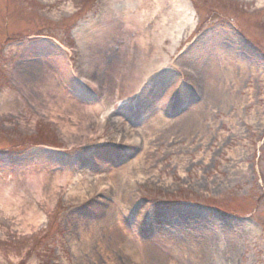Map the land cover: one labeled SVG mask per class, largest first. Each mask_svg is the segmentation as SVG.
I'll use <instances>...</instances> for the list:
<instances>
[{"label":"rangeland","instance_id":"rangeland-1","mask_svg":"<svg viewBox=\"0 0 264 264\" xmlns=\"http://www.w3.org/2000/svg\"><path fill=\"white\" fill-rule=\"evenodd\" d=\"M186 2L192 20L182 25V13V20L168 21L173 6L160 9L156 0H0V199L11 210L7 214L0 204V264H150L91 239L107 238L101 221L113 204L139 249L150 242L177 264H264V0H195L197 7ZM232 18L242 33L232 28ZM135 26L157 45L141 44ZM115 27L120 34L110 39ZM79 42L84 55L70 56L64 48ZM217 42L234 51V71L242 77L217 75L219 90L228 93L220 102L213 89L198 93L188 75L148 72L167 62L197 69L201 60H212L210 54L219 61ZM82 68L98 70L107 86L97 109L89 107L94 114L77 116L56 94L75 97L65 88L71 70ZM35 73L53 80L49 97ZM172 79L181 83L168 84ZM143 80L158 82L146 85L139 100L149 117L138 126L130 107ZM197 82L207 88L203 79ZM77 94L80 105L95 103L92 92ZM159 95L169 122L156 129L147 121L157 112ZM3 97L11 108H3ZM196 105L193 124L181 126L180 117ZM40 129L47 139L60 138L59 151L34 146ZM141 153L144 166H129ZM128 157L118 188L120 194L135 188L129 196L135 206L126 207L114 183L97 173ZM55 174L77 178L56 183ZM140 177L166 188L156 190ZM79 187L86 196L75 192ZM31 207L41 215L36 223L28 220Z\"/></svg>","mask_w":264,"mask_h":264},{"label":"bare ground","instance_id":"bare-ground-1","mask_svg":"<svg viewBox=\"0 0 264 264\" xmlns=\"http://www.w3.org/2000/svg\"><path fill=\"white\" fill-rule=\"evenodd\" d=\"M156 1H157L158 6L160 7V9L164 8L166 6V4L173 6V15L174 16L171 18L167 17L168 21L170 19H172V21L182 20V18H179L181 16V13L184 16V18L182 20L183 21L182 25L186 24V21L189 22L192 20V16L188 14L189 12H187V10H191V9L189 8V6L187 4L188 2H186V0H156ZM164 19H166V17ZM125 27H127V29H129V30H133V29H131L133 26L129 25L128 20L125 21ZM135 27H136L137 32H138L137 38L141 44H143L145 46H151V47H155L157 45V44H155V42L148 41V38L147 39L144 38L143 32H145V31L143 28H140L137 26H135ZM110 33L111 34L109 35V37L112 36L111 38H113L114 34H116V35L120 34V29L119 28L116 29V27H115L114 31L111 30ZM81 38H83V35H81ZM118 38L119 37H116V39H118ZM218 41H220V39H218ZM149 42L152 44H149ZM216 44H220V43L217 42ZM148 49H149V47H148ZM220 50L223 54V57L219 61H217V58L215 56L212 57V60L209 57V63H208L207 69H206V71H204V74H205L204 80H205V83L207 86V88H206L207 95L212 89L217 91L215 95L217 97L218 102L221 101V98L225 99L226 97H228L227 96L228 93H227V91H225L223 89L219 90L220 86L218 87V85H217V81H219V78H217V75L230 73L231 79L235 78V81L238 80L240 82H241V78H242L241 75H238V73L237 72L235 73V71H234V69L236 68V62H235L233 55L231 54V52H233V51H230V52L227 51L225 49L224 45H221ZM191 54L192 53H189V57H191ZM36 75L39 76V78L43 79V82L41 83L42 88H43V91H44L46 97H49L50 94H52V92H53V89H51L53 86V84H52L53 80H51L52 81L51 82L49 78H47L45 75H42L41 73L36 74ZM175 82H179V79L178 80L172 79V80H170V82H168V84L172 85ZM209 85H213V86L209 87ZM62 87H63V85H62ZM56 97L59 98L58 103H60L62 106H66L67 108H70L77 116L85 115L87 113H89L88 115H91V114H94V112L96 111V110L89 109V107H92V106L80 105V102L78 100H75L72 97L65 96L63 91H59V93L56 94ZM63 98L65 99V101L62 100ZM106 98H107V96H106ZM1 99L4 102V103H1V104H3L2 105L3 108H5V107L11 108L12 107L11 106L12 103L10 100L5 99L4 97ZM47 100H49V99L47 98ZM49 102L51 103L52 99H50ZM159 104H161V102H160V99L158 98L157 99V105H159ZM49 105L54 106L55 104L53 103V104H49ZM94 106H97V105H94ZM198 107H200V106L199 105L192 106V108H195V109H193L192 111H190L188 113L183 114V116L180 117L181 120H183L180 122L181 126L185 125V124H188L191 126L193 124L194 117H195L194 113L196 112V110H197L196 108H198ZM77 112H79L80 114H77ZM154 115H155L154 117H152L151 119H149L147 121V123H148L147 126L152 125L154 128L157 129V128L163 127V125L165 123L169 122L165 119V114L162 110L160 111L158 109L157 112L154 113ZM188 125H186L184 127V131L189 129ZM154 128H147L146 127L147 131H151ZM151 135L152 134H148V137H150ZM146 140H147V137H146ZM146 140H145V143H146ZM126 143L128 144V147H130L132 145L131 140L128 141V139H126ZM101 153H105V152H101ZM139 164L144 166L143 153H141L140 155L135 157V159H133L132 161H130L128 163L129 166L130 165H137L138 166ZM128 165L125 164L124 166H122L120 168L113 169L110 173H105V172L97 173V176H105L106 179L111 180L114 183L115 188L118 189V193H119L120 192V190L118 188L119 183H120L119 180L123 178L122 172L125 170V168L129 167ZM54 178H56V181H55L56 183H66L68 181L74 180L77 177L73 174H68V175L55 174ZM121 181H123V179ZM127 188L129 190V191H127V194H125L124 192H122L121 194L119 193V197H120L122 203L126 207L128 205H130V204L132 205L134 203V201L129 200V196H132V192H133V190H135V188L132 186H128ZM2 189H4L3 186H1V190ZM6 190L8 191V189H6ZM75 192L81 193L82 195H85V196L87 195V193L82 191L80 189V187L75 189ZM116 192H117V190H116ZM0 204L2 205L4 210L7 212V214L11 213V210L5 205L4 201L1 199H0ZM115 208L116 207L114 204L110 205L109 208L107 209V214L105 215V217L101 221L102 228L104 229V233L106 234L107 238L103 239L99 235H98V238H96L95 235H92L91 239L93 241H101L102 243L108 242L111 244L113 249H117L119 247V248L123 249L124 252L128 256L132 257V259H135L138 262L141 259H143V260L148 261L150 264H177L176 262H174L170 258L169 255L161 254L160 249L153 246L152 243H150V242H145V241L142 243L140 242L142 244V247L139 249L137 247L138 238L135 236V234L129 228L125 227V225L122 223V216L118 213L117 210H115ZM38 218H41V215H39L37 213V210H35L34 208L31 207L29 210V214H28V220L36 223V219H38ZM94 231L96 232L97 229H95ZM86 237L88 239L90 238L89 236H86ZM109 264H112V262H109Z\"/></svg>","mask_w":264,"mask_h":264}]
</instances>
